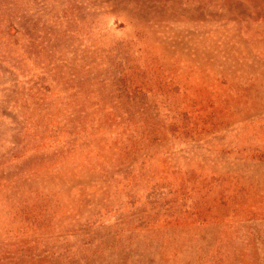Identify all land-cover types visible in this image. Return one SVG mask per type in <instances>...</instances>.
<instances>
[{
	"label": "rangeland",
	"instance_id": "obj_1",
	"mask_svg": "<svg viewBox=\"0 0 264 264\" xmlns=\"http://www.w3.org/2000/svg\"><path fill=\"white\" fill-rule=\"evenodd\" d=\"M0 264H264V0H0Z\"/></svg>",
	"mask_w": 264,
	"mask_h": 264
}]
</instances>
